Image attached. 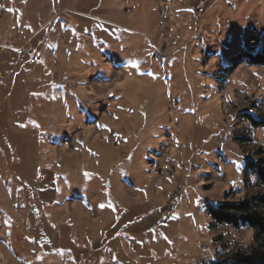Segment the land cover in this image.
<instances>
[{
  "label": "rangeland",
  "instance_id": "obj_1",
  "mask_svg": "<svg viewBox=\"0 0 264 264\" xmlns=\"http://www.w3.org/2000/svg\"><path fill=\"white\" fill-rule=\"evenodd\" d=\"M258 49L264 0H0V264L249 254L206 204L264 194Z\"/></svg>",
  "mask_w": 264,
  "mask_h": 264
},
{
  "label": "trees",
  "instance_id": "obj_2",
  "mask_svg": "<svg viewBox=\"0 0 264 264\" xmlns=\"http://www.w3.org/2000/svg\"><path fill=\"white\" fill-rule=\"evenodd\" d=\"M240 58L247 59L252 66H264V50L258 49L254 53H243ZM239 60V59H238ZM234 64L228 72L235 68ZM251 127L261 128L264 135V122L255 119L250 114L240 115ZM246 171L254 174L260 185L264 186V159L256 161L246 160ZM206 211L212 221L219 225H228L234 229L248 227L253 232L254 241L258 246L251 249L250 253L234 254L227 262L219 264H264V194L243 199L237 203H207Z\"/></svg>",
  "mask_w": 264,
  "mask_h": 264
},
{
  "label": "built area",
  "instance_id": "obj_3",
  "mask_svg": "<svg viewBox=\"0 0 264 264\" xmlns=\"http://www.w3.org/2000/svg\"><path fill=\"white\" fill-rule=\"evenodd\" d=\"M204 4H205V3H204V2H202V7L204 6ZM199 10H200V11H202V10H203V8H200ZM177 197H179V196H177Z\"/></svg>",
  "mask_w": 264,
  "mask_h": 264
},
{
  "label": "snow or ice",
  "instance_id": "obj_4",
  "mask_svg": "<svg viewBox=\"0 0 264 264\" xmlns=\"http://www.w3.org/2000/svg\"><path fill=\"white\" fill-rule=\"evenodd\" d=\"M228 99H231V97L229 96Z\"/></svg>",
  "mask_w": 264,
  "mask_h": 264
}]
</instances>
